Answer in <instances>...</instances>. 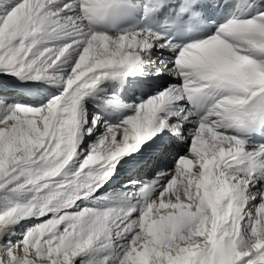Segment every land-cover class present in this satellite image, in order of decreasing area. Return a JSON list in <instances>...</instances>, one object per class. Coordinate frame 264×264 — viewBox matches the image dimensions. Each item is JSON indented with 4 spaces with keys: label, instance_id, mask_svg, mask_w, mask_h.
<instances>
[{
    "label": "snow or ice",
    "instance_id": "1",
    "mask_svg": "<svg viewBox=\"0 0 264 264\" xmlns=\"http://www.w3.org/2000/svg\"><path fill=\"white\" fill-rule=\"evenodd\" d=\"M0 264H264V0H0Z\"/></svg>",
    "mask_w": 264,
    "mask_h": 264
}]
</instances>
